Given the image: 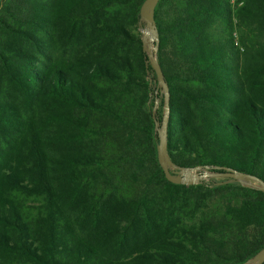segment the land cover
Masks as SVG:
<instances>
[{"label": "trees", "instance_id": "1", "mask_svg": "<svg viewBox=\"0 0 264 264\" xmlns=\"http://www.w3.org/2000/svg\"><path fill=\"white\" fill-rule=\"evenodd\" d=\"M142 1L0 0V264H242L264 247V192L162 174ZM153 21L170 169L264 182V0H158Z\"/></svg>", "mask_w": 264, "mask_h": 264}, {"label": "water", "instance_id": "2", "mask_svg": "<svg viewBox=\"0 0 264 264\" xmlns=\"http://www.w3.org/2000/svg\"><path fill=\"white\" fill-rule=\"evenodd\" d=\"M158 0H143L139 7V18L143 22L142 30H140L142 50L146 52V57L150 67L154 73L157 86L163 93V110L159 129L157 131L158 141L155 146L156 160L162 171L166 181L174 184H195L207 177H227L236 180L241 184H249L258 191L264 192V182L252 175L238 172L235 170H226L223 172H210L206 168L201 169L200 166H195L190 169L175 167L170 169L171 163L165 152V124L168 114L167 106V86L162 78L160 67L156 61L155 49L157 46V33L154 28L153 9ZM155 104V103H154ZM155 106V105H154ZM152 107V111L154 109ZM264 260V247L258 250L249 260L242 264H261Z\"/></svg>", "mask_w": 264, "mask_h": 264}, {"label": "rangeland", "instance_id": "3", "mask_svg": "<svg viewBox=\"0 0 264 264\" xmlns=\"http://www.w3.org/2000/svg\"><path fill=\"white\" fill-rule=\"evenodd\" d=\"M140 30H142V26L139 27V32H140Z\"/></svg>", "mask_w": 264, "mask_h": 264}, {"label": "built area", "instance_id": "4", "mask_svg": "<svg viewBox=\"0 0 264 264\" xmlns=\"http://www.w3.org/2000/svg\"><path fill=\"white\" fill-rule=\"evenodd\" d=\"M235 35V33H233V36Z\"/></svg>", "mask_w": 264, "mask_h": 264}]
</instances>
